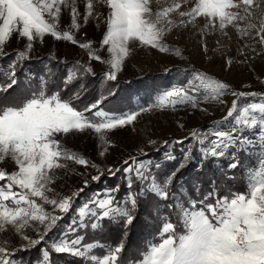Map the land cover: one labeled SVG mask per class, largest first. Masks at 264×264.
Here are the masks:
<instances>
[{
  "label": "snow or ice",
  "instance_id": "6c2138e0",
  "mask_svg": "<svg viewBox=\"0 0 264 264\" xmlns=\"http://www.w3.org/2000/svg\"><path fill=\"white\" fill-rule=\"evenodd\" d=\"M188 3L189 0H173L170 5L154 10L152 0H87L85 24L93 15L96 18L102 15L95 11L97 6L107 8L106 28L100 48L95 49L91 46L93 42L78 41L71 30H61L58 26L62 9L67 8L70 10L69 29H79L76 0H0V51L13 35L27 41L25 49L15 53L16 59L3 73L9 82L0 84V164L11 161L14 165L11 172L0 169V232L11 228L27 243L9 249L7 241L0 242V264H23V260L15 259V254L39 245L58 228L64 216L73 211L74 201L84 188L62 197L58 193L49 195L54 192L50 185L56 170L67 167L62 160L96 169L97 174L91 177L93 182L104 175L96 164L62 144L60 137L90 130L102 145H107L110 132L132 124L141 113L152 109L197 108L202 101L223 104L226 101L221 97L226 94L234 99L221 120L211 122L207 129L194 128L189 137L173 143L182 144L191 138L198 146L202 161L231 156L229 169L240 166V154L251 151L256 145L260 155L246 169L244 192L228 191L220 195L215 181L201 199H184L183 194L177 196L171 192L185 162L194 158L191 147L185 150L180 165L163 179L151 171L159 170L162 165L130 157L123 161V168L109 166L107 169L110 176L124 173L128 188L124 198L117 199L119 185L94 192L75 209L66 229L42 249V261L49 264L50 253H55L80 258L84 264H128L122 255L123 241L115 247L99 241L85 244L79 230L90 227L93 232H102L106 220L127 229L137 219L140 198L152 195L156 197L153 206L161 221L160 227L154 239L140 250L139 258L130 264H264V93L235 91L227 83L196 69L185 84L157 87L156 95L147 106L123 111L103 107L109 97L115 96V91H109L107 96L101 94L94 102L78 109L73 101L81 98L86 89L84 84L68 99L62 97L60 90L49 93L43 79L39 89L10 92L20 83L16 66L29 57L33 43L43 41L45 36L88 49L90 61L107 65L108 70L102 73L105 82L117 80L136 42L160 52L181 55L178 48L170 47L163 38L173 28L186 26L200 17L206 19L201 32L217 26L224 32L226 27L235 26L245 37L254 31L252 38L258 37V43L264 46V15L259 24L251 22L255 10L264 13V0H194L188 11H181L182 5ZM174 13L178 14V20L172 18ZM237 22H244L245 26ZM105 46L110 54L107 59L99 54ZM87 75H96L90 64L74 62L62 81L64 90ZM242 100L245 103L241 104ZM225 124H229L226 129L222 127ZM168 143L164 141L165 145ZM175 159L171 154L165 156L166 162ZM133 178L139 184L136 192L132 191ZM88 184L85 179L84 187ZM177 187L183 190L184 185ZM170 196L174 203L165 206L173 209L175 223L169 217H160L159 201H167ZM44 205H50L51 210ZM26 229L36 231L38 238L25 234ZM98 248L103 250L102 255L97 253Z\"/></svg>",
  "mask_w": 264,
  "mask_h": 264
},
{
  "label": "rangeland",
  "instance_id": "374dc122",
  "mask_svg": "<svg viewBox=\"0 0 264 264\" xmlns=\"http://www.w3.org/2000/svg\"><path fill=\"white\" fill-rule=\"evenodd\" d=\"M172 2L173 0H152V7L155 10L168 6ZM86 3L87 0H76V6L80 13L77 18L80 25L79 29H69L70 10L67 8L62 9L58 26L61 30H71L78 41H91L93 42L92 48L99 49V42L106 28L105 17L107 8L97 6L95 11L102 13V15L99 18L93 15L89 18L87 24H85L83 17ZM193 3L194 0H189V3L182 5L180 10L188 11ZM262 15L264 13L255 10L251 22L259 24ZM172 18L178 20V14H172ZM237 23L241 27L245 26L244 22ZM205 24L206 19L200 17L196 18L193 23H188L186 26H177L165 34L163 38L164 43L172 48H178L181 51V55L179 56L174 52H160L150 46H140L139 42H136L132 45L131 55L125 59L121 70L118 72L117 80L111 82H105L102 77V73L108 70L107 65L95 60L90 61L88 49L81 48L68 41H57L51 36H45L43 41H35L30 50L27 59L35 60V62L32 64L24 63V60H26L24 59L16 66V70L18 68L21 70L20 75L16 72V78L20 83L14 86L11 92H19L26 88L39 89L42 86L43 79L49 93L60 90L62 97L68 99L79 89L80 84H84L86 89L81 93V98L73 101L74 106L78 109H82L87 104L94 102L101 94L107 96L109 91H115V96L109 97L104 102L103 107L109 111L117 109L123 111L137 109L140 105L147 106L156 95L157 87L165 88L175 83L185 84L193 69L207 73L227 83L233 90L237 86L246 84L253 86L264 80V46L258 43V37L252 38L255 36L254 31L248 37L238 33L235 26L226 27L224 30L227 33L226 35L218 26L216 28L209 27L201 32ZM26 43L25 39H20L18 36L13 35L10 42H7L3 46L0 54L10 53L6 61V71L11 61L16 59L15 53L24 50ZM99 54L107 59L110 55L107 51V46L101 49ZM76 61L85 65L90 64L96 75L94 77L87 75L83 79H78L68 86L67 90H64L62 81L67 75L68 70L74 67V62ZM165 69H169V71L166 72ZM247 90L250 92L256 91L255 89ZM262 92L264 93V88ZM221 99L226 101V103L202 101L197 108L186 106L165 108L163 110L152 109L141 113L132 124L110 132L108 134L109 144L107 145H102L97 135L90 130L70 134L67 137H60L62 144L68 149L82 154L90 163L96 164L104 172V175L99 181L93 182L91 177L97 174L96 169L90 166L78 165L73 161H61L67 167L56 170L54 182L50 185L54 192L49 193V195L58 193L62 197L71 195L73 191L80 188H84V191L74 201L73 211L66 214L64 219L59 222L54 234L42 242L46 243L47 241L48 244L51 239L58 237L60 231L65 230L72 222L76 208L86 202L97 190L108 188L107 184L112 182V180L108 182V179L115 178L114 180L116 181L119 180L120 176L124 179L122 171L115 176H110L107 173L109 166L113 169L117 167L123 168L125 166L123 161L128 160L130 157H136L138 161H151L154 163L151 156L153 153H157L161 157V162H155L153 165L160 164L162 167L159 170L153 168L151 171L158 178L163 179L165 175L170 174L180 165L183 161L185 150L189 149L192 143L196 147L197 154H192L194 158L190 161L195 165L200 164L202 159L195 141L189 138L184 140L187 143L176 144L173 142L189 137L191 130L194 128L207 129L210 127L211 122L221 120L226 115L234 97L231 94H226ZM201 109H206V111H202ZM229 124H225L222 127L226 129L229 127ZM149 141H154V143H149ZM164 141H168L169 143L165 145ZM173 146L177 147L178 152L174 150ZM141 150L143 151L141 152ZM101 152L104 155H101ZM250 152H252L250 157L243 156L241 159L245 175L247 167L254 163L255 158L260 155V151L256 145L252 146ZM245 153L247 154L248 152ZM166 154H171L176 159L166 162ZM208 161L218 166H227L231 161V156H224L214 160L210 159ZM13 167L14 165L11 161L0 164V169H7L9 172L13 170ZM195 173L196 171L188 178L185 176L180 179L178 178L176 186L171 189V192L176 193L177 196L183 194L184 199H195L193 195H199L200 183V176ZM85 179L89 181L86 188L84 187ZM180 184L184 185L183 190L177 187ZM231 187H234V185H231ZM127 191L123 190L118 199H123ZM169 198L170 203L173 204L174 201L171 196ZM37 200L40 202L38 198ZM159 204L161 206L160 217H168V214L162 209L163 205L160 201ZM44 207L47 210H51L50 205H44ZM154 211L156 213L155 208ZM140 219L135 220L127 229L122 224H119L122 227V229L121 227L119 229L121 236L115 238L117 229L114 231L109 229L110 231L107 234L108 238L111 239L110 241H113L111 246L115 247L122 241L124 242L127 230L133 229L136 241L134 240L132 243L133 251L129 256L131 258H129L128 264H130V261L135 256L138 257V253L148 241L154 239L160 227L161 221L157 219V213L156 222L152 221V217L149 220ZM25 234L32 238H38L37 232L32 229H26ZM68 238L71 239L73 237ZM3 241H7L6 246L9 249L27 243L26 241H22L19 235L14 234L11 228L0 232V242ZM45 246L43 245L41 248V255L39 256L38 253H35L34 259L30 263L27 253L37 246H30L28 251L17 252L15 259L17 261L23 260V264H43L42 249ZM20 255H23V257L17 259Z\"/></svg>",
  "mask_w": 264,
  "mask_h": 264
},
{
  "label": "trees",
  "instance_id": "16d2710c",
  "mask_svg": "<svg viewBox=\"0 0 264 264\" xmlns=\"http://www.w3.org/2000/svg\"><path fill=\"white\" fill-rule=\"evenodd\" d=\"M9 55H10V53L4 54V55L0 54V84H5L8 81L5 78L3 73L6 72L5 66H6V61L9 58ZM34 62H35V60H32V59L24 60V63L32 64ZM16 72L18 73V75H20L21 74L20 68H18L16 70ZM259 88H261V89H259ZM263 88H264V80L258 82V84H254L253 86L246 84L243 86L234 87L235 91L250 92L247 89H255L256 91H252V92H256V93H263L262 92ZM11 91L12 90H10V92ZM243 103H245L244 100L241 101V104H243ZM184 143H187V141ZM190 147L193 149L192 154L196 155L197 153H196V147H195L194 143H192V145ZM174 150L176 152H178L176 146L174 147ZM251 155H252V152H250V153L248 152L247 154L245 152L241 153L240 154V160L242 159L243 156L250 157ZM151 158H152V161L154 163L155 162H161V159H160L161 157L157 153H153ZM207 161H202L200 164H197V165H195L192 161H187L184 169L181 170L177 174V177H176L175 181L173 182L171 189L176 186L178 178L180 179L183 176L188 178L190 175L194 174V172L196 171L195 174L200 176V183H199V195L198 194L193 195V196H195V199L201 198V196L203 194H205L206 192H209L213 187V181L216 182L217 191L219 192L220 195H225L228 191H233V192H235V191L244 192L245 191V170H244L242 163L240 164V166H238L235 169H229L225 165L218 166L213 162H209V161L207 162ZM154 163H152V164H154ZM114 179L115 178L108 179L109 180L108 182H111V180H112V182L108 183L107 187L112 188V187H115L116 185L120 186V190L116 194L117 199H118L120 197V193L123 190H128V188L126 187V182L124 181L122 176H120L119 180L115 181ZM231 185H234V187H231ZM138 189H139V184L134 179L132 191L136 192V191H138ZM169 199L167 201H160V203H162V205H163L162 209L165 211V213L168 214V217L171 219V221L173 223H175L176 222V216H175L173 209L165 206L167 204H172V203H170ZM155 202H156V197H154L152 195H148L146 198H144V197L140 198V200L138 202L139 207L137 209V219L136 220H141L140 218L145 219V220L146 219L149 220L152 217V221L156 222V213H155L154 208H153L154 207L153 205ZM120 227L121 226L119 224L112 223V222H109L106 220L104 222V227H103L102 232H93V230H91L89 227V228H86L83 230H79V234L85 237L84 243L92 242V241H99L105 245L111 246L113 241L111 242L110 241L111 239L108 238V235H107L108 231H110V230L114 231L117 229L116 234H115V238H116L117 236H121L119 233ZM121 229H122V227H121ZM56 230L57 229H55L51 233H49V235L45 239L46 240L49 239V237H51ZM69 237H71V236H69ZM134 240L136 241V238L133 234V229H131L130 231L127 230V233L125 234V239H124L125 248H124V251L122 253L125 262L129 263V258H131L129 256L132 254V251H133L132 243L134 242ZM43 245H47V241H46V243L41 242L39 245H37L36 248H32L29 251L30 253L29 252L27 253V255L29 257L28 258L29 263H30V261H32L34 259L35 253H38L39 256L41 255V248ZM96 251L98 253H100L101 255L103 254L102 249L98 248ZM23 255L18 256L17 259H20L21 257H23ZM133 259H138V257L135 256V258H133ZM25 261L28 262L27 260H25ZM53 261H54V264H84V262L80 258H72L66 254L50 253L49 264H52Z\"/></svg>",
  "mask_w": 264,
  "mask_h": 264
}]
</instances>
